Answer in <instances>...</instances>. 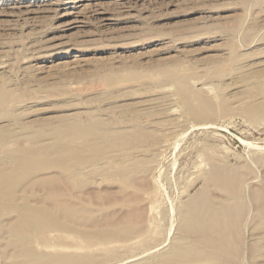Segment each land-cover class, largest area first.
Here are the masks:
<instances>
[{
	"label": "rangeland",
	"instance_id": "obj_1",
	"mask_svg": "<svg viewBox=\"0 0 264 264\" xmlns=\"http://www.w3.org/2000/svg\"><path fill=\"white\" fill-rule=\"evenodd\" d=\"M19 1L0 0V128L6 138L52 144V128L62 116L84 122L94 116L124 128L157 122L180 127L151 176L136 177L132 187L102 175L79 190L63 178L50 188L61 194L48 202H76L87 214L48 251L38 241L19 250L1 234L0 264H16L11 254L32 249L47 253L33 264L67 256L72 264H264V93L242 84L233 70L264 60V0L140 6L105 0L113 3L104 7L106 18L83 11L69 30H63V11L22 16ZM24 1L27 7L44 0ZM165 70L188 75L214 110L182 105L177 81L162 82ZM59 165L52 156L35 167ZM31 180L29 175L18 196L36 204L45 191ZM191 198L199 199V210L215 204L211 224L183 222ZM220 201H229L231 211H220ZM15 218L6 213L2 219Z\"/></svg>",
	"mask_w": 264,
	"mask_h": 264
},
{
	"label": "bare ground",
	"instance_id": "obj_2",
	"mask_svg": "<svg viewBox=\"0 0 264 264\" xmlns=\"http://www.w3.org/2000/svg\"><path fill=\"white\" fill-rule=\"evenodd\" d=\"M120 1L127 3L128 6H140L146 3L150 4L156 0H116V2ZM19 2L17 9H19V13L22 16H33L40 13L57 12L59 10L63 11L61 18L66 19L63 30L74 28L73 25L75 26L76 22L74 17L81 14L83 11H89L96 18H104V14L106 13L104 12V7L109 3L113 4L105 0H44L43 2L41 1L40 6L32 4L26 7L24 5L26 4L24 0L23 2ZM22 9H25L24 12ZM107 20L108 19L105 21ZM235 58L236 57H234V59L232 58V63L238 61ZM233 70H239V80L242 79L240 80L242 84L248 82L256 92L264 93V60L260 61L258 64L250 63V65L245 64V66L242 64L241 67L236 65L233 67ZM175 73L174 71L170 73L168 70H165L160 73V76L163 80L162 82L166 84H172L174 81L178 82L175 83L177 84L176 96L180 98V103H182V105L190 106L194 103H199L208 112L214 110L212 101L200 95L198 93L199 91L196 92L197 89H195L196 91L192 89L188 75L181 72ZM147 78L149 80L154 79L153 76H148ZM108 87L110 88L111 86L108 85ZM202 87V89H205L206 86ZM110 93H106V96ZM108 97L114 98L113 93ZM1 100L2 95H0V103ZM225 102L226 100L223 98L221 104L223 108ZM163 105L162 103H157L158 107H163ZM176 120L178 119L176 118ZM168 124L157 122L148 124V126H142L141 123H138L131 128H124L118 126L114 122H105L94 116L87 122L69 120L66 116H62L52 128L54 129V142L52 144L35 143L30 145L21 144L20 138L13 139V141L6 138V132L5 130H1V128H3L1 127L0 237H2L1 234L3 233L9 234V239L12 244L18 247L19 250H21L20 248H22L23 245L27 247L26 245H31L34 241L40 242L42 246L44 245L46 248L50 246L49 244L51 241L52 243L55 240L58 241L62 233L74 230V223L82 216L86 215L87 212L81 210V205L76 202L72 203L55 200L53 204H50L48 202L50 197L54 198L56 195L61 194L51 191L50 188L56 186V184L61 182L64 178L73 185L74 189L83 190L93 184L97 176L102 175L105 180H117L128 187H132L136 177L151 176L149 173L157 168L156 166L161 162L162 150L170 145V141L174 139L176 131H179V129L176 128L177 124L176 126ZM11 143H13V148H10V146H12ZM52 156L54 159L60 161V169L53 170L44 169L40 166L35 167L37 164L44 162L48 157ZM54 172L58 173L52 175ZM29 175L32 179L31 183L37 182L45 191L43 196L36 195V201H38L36 204H33V197L31 196H18L22 184L28 183L26 178ZM218 180V178H214L211 183H217ZM235 186H238L237 188L240 187L239 184ZM234 187L230 190L234 191L237 189ZM205 188V192L207 193L209 189L208 185ZM8 197H11L12 200L8 201L6 199ZM199 203V199L195 200L191 198L184 204L183 222H185V224L189 226H203L206 223H212L213 219L210 218L217 212L211 215L209 214L216 211L217 207L215 204L210 203L208 208L199 210ZM36 205L37 208L35 207ZM220 205L222 206L220 211L227 212L232 209V204L229 201H220ZM6 213L15 214L16 218L13 221L11 220L12 222L5 224L2 218ZM108 232L111 236L110 238L116 235L115 230L111 227ZM123 237L127 238L128 235L124 234ZM58 245L59 244L56 246L57 248ZM62 246L64 245L62 244ZM66 246L67 245H65V249H69V245ZM50 247L52 248L53 246ZM41 248L44 249V247ZM73 249L70 248V250ZM32 250L16 255L11 254V258H16V264H33L31 262L38 261V259L44 257V254H47H38ZM41 250L42 249H39V251ZM48 250L47 248L46 251ZM56 252L58 251L55 250V253ZM69 257H54L53 259L50 257V259L54 260V264L74 263V258H72V256ZM128 260L130 259H127V261ZM42 262H45V260H42ZM49 262L51 263V261Z\"/></svg>",
	"mask_w": 264,
	"mask_h": 264
}]
</instances>
